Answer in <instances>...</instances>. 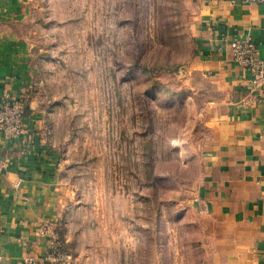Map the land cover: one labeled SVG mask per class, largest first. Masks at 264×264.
<instances>
[{"label": "rangeland", "instance_id": "1", "mask_svg": "<svg viewBox=\"0 0 264 264\" xmlns=\"http://www.w3.org/2000/svg\"><path fill=\"white\" fill-rule=\"evenodd\" d=\"M27 4L29 92L67 185L63 247L77 264H209L193 202L211 87L191 71L196 0Z\"/></svg>", "mask_w": 264, "mask_h": 264}, {"label": "crops", "instance_id": "2", "mask_svg": "<svg viewBox=\"0 0 264 264\" xmlns=\"http://www.w3.org/2000/svg\"><path fill=\"white\" fill-rule=\"evenodd\" d=\"M29 0H0V101H25L24 131H0V264H57L46 258L44 224L57 228L67 185L62 158L30 90L32 43L22 31ZM191 71L211 86L204 104L210 136L200 154L193 202L211 243L209 264H264V90L233 58L250 37L264 57V2L196 0ZM67 240V238H65ZM71 264H77L76 260Z\"/></svg>", "mask_w": 264, "mask_h": 264}, {"label": "built area", "instance_id": "3", "mask_svg": "<svg viewBox=\"0 0 264 264\" xmlns=\"http://www.w3.org/2000/svg\"><path fill=\"white\" fill-rule=\"evenodd\" d=\"M250 3H263L264 0H247ZM233 58L252 75V83L264 90V57H261L250 37L233 40L230 43ZM25 101L6 94L0 101V131L8 137H18L24 131ZM2 164H0V169ZM40 233L47 237L49 252L46 258L57 264H71L73 257L62 245L55 229L44 224ZM33 257H24V264H32Z\"/></svg>", "mask_w": 264, "mask_h": 264}]
</instances>
